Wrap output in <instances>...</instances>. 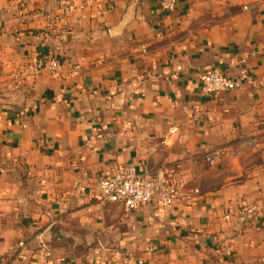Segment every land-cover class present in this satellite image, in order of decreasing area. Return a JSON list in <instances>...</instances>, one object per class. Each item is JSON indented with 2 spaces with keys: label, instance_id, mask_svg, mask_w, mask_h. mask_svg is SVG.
<instances>
[{
  "label": "crops",
  "instance_id": "0c3cea01",
  "mask_svg": "<svg viewBox=\"0 0 264 264\" xmlns=\"http://www.w3.org/2000/svg\"><path fill=\"white\" fill-rule=\"evenodd\" d=\"M42 56L65 66L32 73ZM208 70L239 86L204 92ZM116 163L165 169L176 200L97 199ZM130 257L264 264V0H0V264Z\"/></svg>",
  "mask_w": 264,
  "mask_h": 264
},
{
  "label": "built area",
  "instance_id": "2783aa9c",
  "mask_svg": "<svg viewBox=\"0 0 264 264\" xmlns=\"http://www.w3.org/2000/svg\"><path fill=\"white\" fill-rule=\"evenodd\" d=\"M176 0H160L164 8L174 6ZM74 5L72 2L65 7L71 11ZM80 7H83L80 5ZM57 17L48 16L47 28H51ZM64 63L55 56H42L37 59L31 67L32 73L46 71L49 73L60 72ZM201 88L204 92L229 91L239 86L238 79H232L216 70H208L200 76ZM176 127H171L169 133H174ZM221 150L213 149L205 155L209 164H214ZM181 183L177 179L169 177L165 169H159L154 173L140 171L133 163H116L109 176H98L94 192L95 197L103 202H121L127 211L139 209L151 201H155L162 207L170 206L177 198ZM260 215V207L254 203H244L235 209L224 213L223 219L232 227L239 228L241 225ZM41 241V240H40ZM22 245V243H19ZM38 264H67L64 261L44 260ZM126 264H144L141 258L130 257Z\"/></svg>",
  "mask_w": 264,
  "mask_h": 264
}]
</instances>
